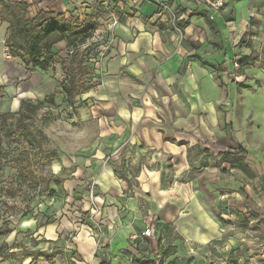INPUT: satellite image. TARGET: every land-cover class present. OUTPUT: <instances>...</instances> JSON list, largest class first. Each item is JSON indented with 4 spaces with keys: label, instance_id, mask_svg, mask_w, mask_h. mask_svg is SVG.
Masks as SVG:
<instances>
[{
    "label": "clouds",
    "instance_id": "9594fccd",
    "mask_svg": "<svg viewBox=\"0 0 264 264\" xmlns=\"http://www.w3.org/2000/svg\"><path fill=\"white\" fill-rule=\"evenodd\" d=\"M0 264H264V0H0Z\"/></svg>",
    "mask_w": 264,
    "mask_h": 264
}]
</instances>
